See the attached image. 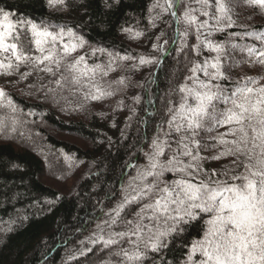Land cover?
Here are the masks:
<instances>
[{
	"label": "trees",
	"instance_id": "16d2710c",
	"mask_svg": "<svg viewBox=\"0 0 264 264\" xmlns=\"http://www.w3.org/2000/svg\"><path fill=\"white\" fill-rule=\"evenodd\" d=\"M159 2L164 4V0ZM107 3L111 7H106L104 0H65L64 5L51 7L47 0H0V9L10 11L14 21L32 20L52 31L70 29L81 37L84 46L73 57L83 55L89 65H107L108 53L117 57L113 71L102 80L97 75V80L105 88L110 84L114 93L101 100L86 98L87 88H57L54 81L61 74L68 75L63 67L53 76L25 63L21 76L0 84L17 109L13 113L0 108V117L7 118L0 127V264H121L123 258L113 253L120 247L131 248L127 238L110 248L91 242L87 250H76L104 219L110 220L105 239L126 231L122 221L111 223L122 188L138 167L147 163L144 153L151 151L153 138L158 134L163 138L162 133L168 130L167 108L178 103V88L191 75L193 63L202 65L217 56L202 43L198 54L195 29L182 37L185 25L178 24L171 12L153 8L156 0ZM225 3L233 25L225 23L223 31H213L211 36H207L210 29H202L201 39L224 45L221 70L230 79L214 83L231 90L245 77H264V66L254 63L256 56L248 55L249 48H255L257 54L264 50V36L257 39L264 34V9L248 0ZM191 6L197 9L194 14L199 20L215 24L200 15L194 0ZM208 11L215 13V8ZM126 28L143 35L134 37L123 30ZM21 32L25 51L38 55L28 42L27 28ZM94 49L105 51L93 55ZM124 56L130 59H119ZM141 57L151 62L142 64ZM24 73L30 75L21 79ZM196 75L205 79L202 72ZM121 79L122 84L116 83ZM259 84L264 85V79ZM225 131L227 127L201 132L199 154L205 159L200 164L221 175L226 168L234 169L219 179L233 183L231 173H245L240 167L254 160L248 161L245 155L212 159L224 150L212 137ZM177 139L172 133L173 149ZM183 159L187 163V157ZM173 178L171 173L164 177ZM139 207L132 205L122 215L132 219L131 213ZM209 218L210 214L198 212L197 219L181 224L183 230L172 234L167 247L158 252L147 250L144 264H185L193 241L203 238Z\"/></svg>",
	"mask_w": 264,
	"mask_h": 264
},
{
	"label": "snow or ice",
	"instance_id": "6c2138e0",
	"mask_svg": "<svg viewBox=\"0 0 264 264\" xmlns=\"http://www.w3.org/2000/svg\"><path fill=\"white\" fill-rule=\"evenodd\" d=\"M192 2L164 0V4H160L156 0L153 8L160 7L165 12H171L178 24L183 23L185 31L181 33L182 37L186 38L195 29L199 43L194 48L198 54L202 43L217 56L212 61L206 59L202 65L193 63L189 69L191 75L178 88V103L167 108L168 130L162 133L163 138L159 134L153 138L151 151L144 153L147 163L139 166L137 175L122 188V200L112 210L111 223L122 221L126 231L113 233L107 239L100 236L92 243L102 242L105 248H110L120 245L127 238L131 248L120 247L113 255L123 258L121 264H144L147 250L158 252L167 247L172 234L183 230L180 225L197 219L200 212L210 214L206 221L207 229L201 240L193 241L185 264H264V85L259 84L264 77H245L243 81H237L231 90L214 83L230 79L221 70L220 57L224 45L214 44L207 38L202 40L201 30L210 29L207 36H211L213 31H223L225 23L231 27L234 21L225 0H214V3L212 0H194L200 6V15L214 20V25H210L209 20L198 19L194 14L197 9L192 8ZM47 3L50 7L64 5L65 0H47ZM104 3L106 7H111L107 0ZM248 3L264 9V0H248ZM182 5L185 6L184 10L178 15ZM210 8H215V13L208 11ZM11 17L10 11L0 9V56L3 57L0 59V74L10 75L24 63H30L33 69L53 76L63 67L68 75L61 74L54 81L57 88L66 85L75 90L87 88L85 97L92 100L114 94L109 90L110 84L105 88L101 83L103 77L114 70L113 63L117 57L112 53H108L107 65H89L85 56L73 57L85 41L70 29L52 31L48 26L32 20L14 21ZM25 28L30 33L28 42L34 45L38 55L25 51L21 41V30ZM123 30L132 33V29ZM132 34L134 37L143 35L141 32ZM262 36L264 34L257 35V39ZM65 37L68 38L67 42ZM184 46H187L186 41ZM97 51L103 53L105 50L94 49L92 54L95 55ZM248 55L256 56L254 63L264 66V50L257 54L255 48H249ZM119 59L127 60L130 57ZM140 62L151 61L141 57ZM198 72H202L205 79H200L196 75ZM98 74L101 80H97ZM28 75L30 73H24L21 79ZM116 83L122 84L123 80ZM169 103L172 104V101ZM0 108H8L13 113L17 111L2 88ZM6 119L0 117V127L5 126ZM222 127H227V131L218 133L212 139L218 142L217 146L223 145L224 150L212 159L219 160L224 156H237L238 159L240 155H245L248 161L254 160V163L244 164L245 173L230 177L233 183L227 179L213 180L216 170L209 174L200 164L205 159L199 154L201 132L210 133ZM172 133L178 136L176 149L171 147ZM166 152L167 159H164ZM185 157L189 158L187 163L183 159ZM231 171L234 169L226 168L222 174L227 176ZM166 173H171L174 178L165 180ZM132 205L140 207L131 213L132 219L124 218L122 214ZM133 236L136 240H132ZM141 244L144 251H141ZM197 253L199 260L194 259ZM107 264H111V261Z\"/></svg>",
	"mask_w": 264,
	"mask_h": 264
},
{
	"label": "rangeland",
	"instance_id": "374dc122",
	"mask_svg": "<svg viewBox=\"0 0 264 264\" xmlns=\"http://www.w3.org/2000/svg\"><path fill=\"white\" fill-rule=\"evenodd\" d=\"M5 55H10V54H5ZM0 59H3V57L2 56H0ZM13 62L15 63V61L13 60ZM25 64V63H24ZM24 64H21L20 65V67L18 68V70H13L12 71V73L10 74V75H4V74H0V84H5V83H7V82H11L15 77H19V76H21L22 75V73L24 72ZM188 159L189 158H187V162H188ZM140 166H142V165H140ZM203 168V170L205 171V172H208L209 174H210V170H209V168L207 167V166H203L202 167ZM241 169H245L244 168V166H241L240 167ZM242 173V172H241ZM241 173H236V172H233V173H231V176L232 175H239V174H241ZM137 175V171L135 172V174L131 177V179L133 178V177H135ZM230 176V177H231ZM201 178H203V179H207V177L206 176H201ZM223 178V175H221V174H216L215 176H212V179L213 180H216V179H222ZM131 179H129V181L131 180ZM129 183V182H128ZM128 183L124 186V187H126L127 185H128ZM122 192V191H121ZM122 196H123V193H122ZM122 196L120 197L121 199H120V201L122 200ZM110 223V220H108V221H106L105 219L104 220H102V221H99L97 224L98 225H96L95 227V230L88 236V238L83 242V244H81L78 248H77V250H76V253H80V252H82V251H84V250H87L88 248H89V246L91 245V242L96 238V239H98V237H100V236H105L106 235V233H107V226L106 225H108ZM196 256H198L199 257V253H197L196 254ZM195 256V257H196Z\"/></svg>",
	"mask_w": 264,
	"mask_h": 264
}]
</instances>
